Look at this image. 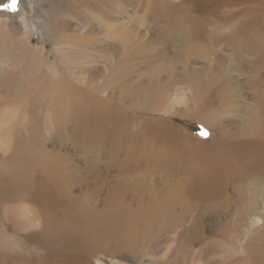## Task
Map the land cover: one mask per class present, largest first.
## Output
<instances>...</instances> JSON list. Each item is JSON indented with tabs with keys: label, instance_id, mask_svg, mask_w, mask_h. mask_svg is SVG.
Here are the masks:
<instances>
[{
	"label": "bare ground",
	"instance_id": "obj_1",
	"mask_svg": "<svg viewBox=\"0 0 264 264\" xmlns=\"http://www.w3.org/2000/svg\"><path fill=\"white\" fill-rule=\"evenodd\" d=\"M78 1L70 0L74 9ZM85 1L84 9L92 5L90 9L107 18L117 2ZM120 1L126 3L122 8L128 4ZM153 6L162 9L156 13L163 14L166 30L181 25L179 39L203 33L207 43L200 48L212 50L219 72L228 63L231 72L249 74L248 78L238 74L244 83L258 74L264 79V0H154ZM69 22L63 25L72 42L90 40L86 35L91 34L98 44L111 45L115 34L118 37L111 24L103 29L105 40L98 38L101 25L79 32L82 27ZM120 40L127 52L126 40ZM222 42L232 58H219L217 46ZM83 48L91 56L94 43L86 42ZM116 60L112 51L101 69L56 65L47 71L49 76L55 73L54 81L47 73L36 77L27 92L34 89L45 95L42 98L51 93L54 99L46 109H62L49 137L45 120L34 110L29 112L27 130L22 134L16 130L18 110L4 109L1 95L17 93L18 81L0 80V264H137L130 256L153 241L170 239L179 245L186 225L173 228L172 238L165 232L191 215L192 203L208 200L213 208L226 210V220L233 219L229 225L236 220L233 227L246 237L238 238L236 248L248 253L249 264H264V111L257 115L251 111L246 125L211 138L205 126L191 119L204 108L191 105L189 112L175 108L173 98L170 101L163 91L170 76L179 74L176 63H153L154 73L164 71L166 79L157 82L152 94L145 90L140 97L134 90L136 103L149 106L139 109L131 101L127 104L130 84L114 85L120 65ZM199 65L203 67V62ZM192 82L186 85L193 88V96L197 86L206 87L201 77ZM239 85L230 78L212 83L214 89ZM171 93L176 96L177 90ZM31 105L39 109L37 101ZM160 111L166 116L157 114ZM203 123L210 124L211 116ZM51 141L55 146L47 147ZM174 249L166 250L168 258H173Z\"/></svg>",
	"mask_w": 264,
	"mask_h": 264
},
{
	"label": "rangeland",
	"instance_id": "obj_2",
	"mask_svg": "<svg viewBox=\"0 0 264 264\" xmlns=\"http://www.w3.org/2000/svg\"><path fill=\"white\" fill-rule=\"evenodd\" d=\"M116 1L110 7L108 14L110 18L99 14L96 9V11L90 9L92 5H88L90 6L88 10L84 9V4H88L85 0L78 1L77 9L72 7L70 0H2L0 2V80L14 81L16 79V82L18 81L14 85V90H18V92L1 95L5 102L1 104L4 105V109L18 110L19 118L14 122V126L20 134L25 132L31 123L29 119L31 110H34L41 119L45 120L42 122L48 129L46 130L47 137L53 133L56 122L60 121L59 117L58 121L56 119L62 109H46L54 99L51 93L48 94V97L42 98L45 95L33 92L34 89H30L29 93L27 92L39 74L43 76L47 73L46 76H49L47 72L49 67L56 65L74 66L77 69L81 67L101 69L104 67L103 61L109 60L112 51L117 57V63L120 62L117 67L119 69L116 70L114 85L120 88L121 83L130 84V94L125 97L127 104L128 101H131L130 105L133 107L139 105V109L144 105L140 101L136 103L137 96H135L134 90L139 93L140 97L145 90H150V94H152L157 82H163L166 79L164 71L154 73L157 64L153 65V63L156 61L166 64L176 63V70L179 74L173 78V75L170 76V82L163 88V91L170 95V101L173 98L172 102H174L175 108L186 109V112L192 109L191 105L204 108L199 114L192 115L191 119L192 122L205 126L212 133L209 136L211 138H214L216 133H224L231 128L246 125V115L251 111H254L256 115L264 111V79L259 76L260 74L244 83L241 76L248 78L249 74L246 71H240L238 74L241 76H238V74L227 69L228 63L224 64V70L219 72L214 64L215 56H213L212 50L200 48V45L207 43L203 33H192L179 39L178 29L181 25L178 24L175 30H166L163 26L165 21L163 14L156 13L161 12L162 9L153 6L154 0H125L128 1V4L123 8L121 5L126 3L120 0ZM67 20H70L69 24L74 27L78 23V26L82 27L77 30L79 32H83L86 30L85 28L93 24L92 28L101 25L98 38L105 40L106 37H103L104 27L107 24L114 25L118 37L115 34V38L111 40V45L98 44L96 40H92L91 34H81L86 35L90 40L84 38L79 42H72L71 32L63 25V22ZM94 32H98V30L95 29ZM136 36L139 39H136ZM43 38L46 40L43 41ZM120 38L126 40L127 52L122 51ZM86 42L94 43V50L90 51L92 53L91 56L89 55L90 57L86 56L88 55L85 50L87 47L83 48ZM217 48L222 55V58L221 55L219 56L220 59H223V56L232 58L223 42ZM102 53L104 54L103 57L98 55ZM121 54L125 58L121 59ZM243 57L251 59L248 55H243ZM94 58L96 61H89V59ZM200 62H203V67H200ZM152 65L153 67H151ZM54 74L51 71L53 76H49L51 82L54 81ZM193 77H201L206 85V87L197 86L199 89L194 92V96L193 88L186 85L189 82L193 83ZM223 78L238 80L241 85L227 89H214L212 83ZM125 80L127 82H124ZM107 81V86L111 87L112 77L108 76ZM57 88L55 87L56 90ZM173 90H177L176 96L171 93ZM50 96L52 97L50 98ZM34 101H37L39 109L32 108L31 104ZM168 103L170 104V102ZM144 107L148 108L149 106ZM157 114L166 116L162 111L157 112ZM208 116H211V123L204 124L203 120ZM231 122L233 124L228 126ZM63 128L66 132L68 131L66 126ZM47 142V147L48 145L55 146L53 141L49 144ZM69 152L72 153L71 150ZM48 163L51 161L49 160ZM199 203H192L195 206V208L192 207L193 214L185 215V218L182 217V220L180 219L178 223H175L179 225L178 227L173 225L165 232L166 236L172 238L175 236L173 228L180 229L186 225L188 230L186 229L184 232V236L178 242L179 245L176 246V243L167 239L168 237H166V241H153L143 251L137 252V255L132 254L130 256L131 263L249 264L248 253L236 248L239 239L242 241L246 238H242V235L239 234V227H233L237 224L236 220L233 225H229L227 222H232L233 219L226 220L225 209L224 211L221 207L218 209V205H216L215 208L218 210H215L209 200L207 203L206 201ZM231 203L234 205L232 201ZM229 204H227V209L231 207ZM223 224L227 225L224 226ZM261 238L264 239V237ZM171 247H175L172 259L165 254L166 250ZM160 254L165 255L161 256Z\"/></svg>",
	"mask_w": 264,
	"mask_h": 264
}]
</instances>
